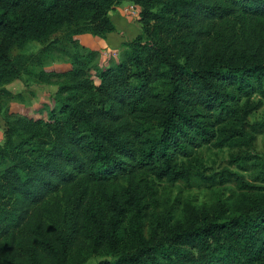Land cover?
Wrapping results in <instances>:
<instances>
[{"label": "trees", "instance_id": "trees-1", "mask_svg": "<svg viewBox=\"0 0 264 264\" xmlns=\"http://www.w3.org/2000/svg\"><path fill=\"white\" fill-rule=\"evenodd\" d=\"M121 1L0 0V97H19L5 85L26 76L58 84L47 120L5 117L0 264H264V156L252 153L264 119H250L264 97V0H131L141 32L101 67L76 37L114 32ZM30 42L45 46L20 52ZM53 48L70 68L42 66ZM204 146L235 149L240 170L208 173ZM164 181L234 183L233 213L159 216Z\"/></svg>", "mask_w": 264, "mask_h": 264}, {"label": "rangeland", "instance_id": "rangeland-1", "mask_svg": "<svg viewBox=\"0 0 264 264\" xmlns=\"http://www.w3.org/2000/svg\"><path fill=\"white\" fill-rule=\"evenodd\" d=\"M131 0H122L120 3L114 6L112 10H117L121 13V17L127 24L128 32L123 34L126 40H132L138 35V30L141 32V24L139 17H131L130 13L132 8L128 6L131 4ZM111 12V11H110ZM116 26V25H115ZM90 34V33H89ZM95 38L93 34H91ZM80 43L88 49L97 50L99 55L97 62L101 67L111 65L118 62L121 58L124 45L121 47H100L96 42L90 39L89 43L80 40L76 37ZM45 45L38 42H30L25 49L20 52L25 54H37L40 49ZM100 47V48H98ZM19 52V51H17ZM72 65L70 57L58 48L48 50L42 58V66L47 70H60L64 71L70 68ZM31 69L40 71V66L31 65ZM5 88L12 92L15 96L20 94L19 97L12 99H6L0 97V142L4 139L5 130V117H12L16 114L26 115L33 119H48V110L56 105L54 96L58 89L57 78L52 82L45 83L36 80L29 79H17L13 82L6 84ZM254 102H260L261 105L251 115L252 121H261L264 119V97L255 95L253 97ZM253 154H260L264 156V132L258 134L255 146L253 147ZM235 149L228 147L217 148L214 146H204L198 153V160L203 164V168L207 169L208 173L212 170L221 171L225 167H229L232 170L239 171L236 164H231L232 154L236 153ZM246 174V178L249 181H253V173L242 172ZM157 204L154 206V210L157 211V215L171 211L173 215V221H184L186 205L194 206L195 208L204 207L207 209L216 208L226 209L228 213H233L234 205L233 201L236 195L237 187L234 183H228L225 185H216L212 188L207 187H189L184 182H161L157 186ZM224 203V205H223ZM160 213V214H159ZM151 221L146 222L145 232L148 234L151 230ZM100 257L91 258L87 264H93L98 261Z\"/></svg>", "mask_w": 264, "mask_h": 264}, {"label": "crops", "instance_id": "crops-1", "mask_svg": "<svg viewBox=\"0 0 264 264\" xmlns=\"http://www.w3.org/2000/svg\"><path fill=\"white\" fill-rule=\"evenodd\" d=\"M111 19L116 25V30L114 32L109 33L106 37L102 38L99 36H93L89 33H84L78 35L80 40L85 41V43H89L90 39L96 42L100 47H121L123 42L127 41L123 34L128 32L127 24L123 20V16L121 17V13L117 10H111L110 12ZM140 31L138 30V34ZM98 47V48H100Z\"/></svg>", "mask_w": 264, "mask_h": 264}, {"label": "built area", "instance_id": "built-area-1", "mask_svg": "<svg viewBox=\"0 0 264 264\" xmlns=\"http://www.w3.org/2000/svg\"><path fill=\"white\" fill-rule=\"evenodd\" d=\"M128 6H130V8L134 9L132 10V12L130 13L131 17H139L140 16V7L136 4H134L133 2L131 4H129Z\"/></svg>", "mask_w": 264, "mask_h": 264}]
</instances>
